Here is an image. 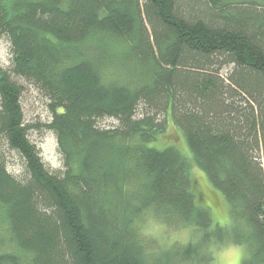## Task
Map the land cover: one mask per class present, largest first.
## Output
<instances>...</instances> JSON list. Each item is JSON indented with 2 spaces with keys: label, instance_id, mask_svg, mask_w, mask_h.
Instances as JSON below:
<instances>
[{
  "label": "trees",
  "instance_id": "trees-1",
  "mask_svg": "<svg viewBox=\"0 0 264 264\" xmlns=\"http://www.w3.org/2000/svg\"><path fill=\"white\" fill-rule=\"evenodd\" d=\"M2 34L0 264H213L226 244L264 264V0H0ZM17 78L48 100L60 172L27 136ZM168 119L188 156L148 145ZM149 222L189 234L159 241Z\"/></svg>",
  "mask_w": 264,
  "mask_h": 264
},
{
  "label": "rangeland",
  "instance_id": "rangeland-1",
  "mask_svg": "<svg viewBox=\"0 0 264 264\" xmlns=\"http://www.w3.org/2000/svg\"><path fill=\"white\" fill-rule=\"evenodd\" d=\"M0 66L10 68L11 52L10 43L6 35H0ZM223 72L227 71V67H223ZM23 85L21 95V106L23 110L24 122L29 125L27 136L31 142L39 149L40 156L44 165L53 172H60L63 169L61 155L57 148L56 136L52 130L48 129L45 124L50 120V110L48 100L44 94L33 84L17 78ZM100 126H114L117 121L111 117H105L98 121ZM149 146L163 148L168 145L175 146L181 153L188 156L189 149L171 119H168L167 129L163 134L156 137L155 140L148 143ZM6 155V167L13 175L20 177L24 175L23 162L17 152L4 149ZM190 179L197 189L206 195L202 203L208 205L212 211L213 222L216 224H226L228 222L227 204L222 195L212 187L205 173L197 166H192L190 170ZM217 197V198H216ZM145 223V232L148 236L161 241L164 237L169 240L179 239L184 241L187 239L189 229H169L162 225ZM244 247L235 244H226L221 248L214 250L213 264H241V258Z\"/></svg>",
  "mask_w": 264,
  "mask_h": 264
}]
</instances>
